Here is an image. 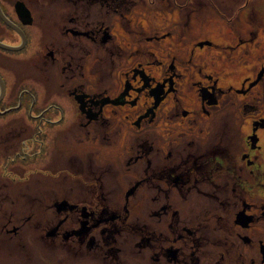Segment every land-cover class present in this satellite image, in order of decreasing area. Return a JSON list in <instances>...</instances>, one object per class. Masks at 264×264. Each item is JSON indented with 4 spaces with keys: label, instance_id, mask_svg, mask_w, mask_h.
I'll use <instances>...</instances> for the list:
<instances>
[{
    "label": "flooded vegetation",
    "instance_id": "obj_1",
    "mask_svg": "<svg viewBox=\"0 0 264 264\" xmlns=\"http://www.w3.org/2000/svg\"><path fill=\"white\" fill-rule=\"evenodd\" d=\"M187 1L165 0L174 21L209 6ZM160 5L0 0L14 25L0 15V42L24 45L0 48L7 263L264 264V60L239 87L222 84L220 61H240L199 62L207 39L166 50L153 40L173 28L146 34L138 16Z\"/></svg>",
    "mask_w": 264,
    "mask_h": 264
},
{
    "label": "rangeland",
    "instance_id": "obj_2",
    "mask_svg": "<svg viewBox=\"0 0 264 264\" xmlns=\"http://www.w3.org/2000/svg\"><path fill=\"white\" fill-rule=\"evenodd\" d=\"M190 1L191 0H188L187 4H191ZM204 1L209 4L208 7L199 4L198 6L201 7L196 8V11H186L180 14V21L184 22L183 24H181L177 20L174 21V19H178L177 13H167L169 9L167 6H164V3H167L165 2V0H161V5L157 7L156 11L153 14L150 10H144L140 12L138 17L140 18L141 22H143V26L146 30L151 28L146 33L151 37H155L156 33L154 29H156L157 32H165L173 28L172 30H169L168 34H162L155 37V40H153L154 43H159L158 41L161 40V45L166 42L163 49L167 50L170 47V44H167V42H173L177 40V42H181L183 46H186L190 43H193V41L207 39L206 41L211 43L212 45L203 46V44H200L199 47L205 50L198 51V54L201 57L199 59V62L207 61L208 63H210L212 61L219 60V55H222L227 59H234V61L237 62L240 61L238 62V64L236 62L220 61L221 67L220 69H217V71L221 75H225L227 77L226 80L222 81V84L229 85L231 83L235 87H239L244 77L254 75L253 70H251V66H253V64H258L260 61L264 60V6L258 8L261 11H257L255 13H238V11H235L233 8V5L235 3L234 0ZM210 1H214L215 3H217V5L222 9V12L224 11V13H219L216 9H214L212 4H210ZM179 3H183V0H179ZM242 3L243 2L241 1L240 4ZM233 12H237L238 14H233ZM232 20H235L237 25H233L227 22ZM238 25L242 27L239 28ZM174 26L176 28H174ZM255 29L258 30L255 37V46H251L252 42H254L253 31ZM170 31H172L173 34H171ZM7 44L13 46L11 42H8ZM241 46H244L245 48L247 47L246 51L245 48ZM238 47L241 48L240 52L237 53ZM166 50H164L161 54L165 55ZM244 52L245 55L241 57L240 55L244 54ZM3 53L6 56H8L9 54L5 51H3ZM234 56H237L239 58H234ZM253 68H255V66ZM260 74L261 71H259L256 76L259 77ZM251 83L253 84L252 86L255 87L258 84L257 79L253 80ZM184 91L187 93V98L184 99V101L186 102L185 106H192V101L189 98L193 99L194 96L191 94V92L188 91V85L184 88ZM260 100L264 101V99ZM239 101L240 100L237 97L236 102ZM243 114L244 110H238V115L240 118L243 117ZM249 129L250 122L248 121L246 122V125L244 127V132L246 133L247 131H249ZM255 233L259 236H264V227L261 226L259 228V231H255ZM247 234L251 235V232H247ZM10 260L12 259L7 255L6 257L0 256V264H9L7 262Z\"/></svg>",
    "mask_w": 264,
    "mask_h": 264
},
{
    "label": "water",
    "instance_id": "obj_3",
    "mask_svg": "<svg viewBox=\"0 0 264 264\" xmlns=\"http://www.w3.org/2000/svg\"><path fill=\"white\" fill-rule=\"evenodd\" d=\"M0 15L8 24H10L11 26L14 27V25L12 23H10V21H8L6 19V17L2 13L1 9H0ZM23 46L24 45L22 44L19 47H12V46H8V45L0 42V48L5 49V50H10V51H20L23 48ZM0 86H1V96H0V99H1L3 97V95L5 94V90H6V86H5V84H4V82H3L1 77H0Z\"/></svg>",
    "mask_w": 264,
    "mask_h": 264
},
{
    "label": "trees",
    "instance_id": "obj_4",
    "mask_svg": "<svg viewBox=\"0 0 264 264\" xmlns=\"http://www.w3.org/2000/svg\"><path fill=\"white\" fill-rule=\"evenodd\" d=\"M264 0H258L257 1V4L258 3H260V2H263ZM211 2V1H210ZM210 4H212V6L214 7V9H216L219 13H221L222 12V9L217 5V3H215L214 1H212ZM224 13V11L222 12V14ZM235 13H237V12H233V14H235ZM239 13V12H238ZM237 13V14H238ZM232 14V15H233ZM236 19V18H235Z\"/></svg>",
    "mask_w": 264,
    "mask_h": 264
}]
</instances>
